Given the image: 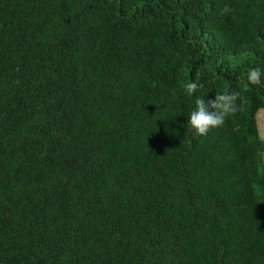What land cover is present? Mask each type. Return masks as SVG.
<instances>
[{
  "label": "trees",
  "instance_id": "trees-1",
  "mask_svg": "<svg viewBox=\"0 0 264 264\" xmlns=\"http://www.w3.org/2000/svg\"><path fill=\"white\" fill-rule=\"evenodd\" d=\"M261 109L264 0H0V264H264Z\"/></svg>",
  "mask_w": 264,
  "mask_h": 264
},
{
  "label": "clouds",
  "instance_id": "clouds-1",
  "mask_svg": "<svg viewBox=\"0 0 264 264\" xmlns=\"http://www.w3.org/2000/svg\"><path fill=\"white\" fill-rule=\"evenodd\" d=\"M258 75L259 70H253L249 78L254 80ZM196 90V83L187 84L186 91L189 95ZM232 111H235L234 97L230 95H219L214 99L197 98L194 110L187 116V125L198 134H207L211 127L221 125L225 116Z\"/></svg>",
  "mask_w": 264,
  "mask_h": 264
},
{
  "label": "rangeland",
  "instance_id": "rangeland-1",
  "mask_svg": "<svg viewBox=\"0 0 264 264\" xmlns=\"http://www.w3.org/2000/svg\"><path fill=\"white\" fill-rule=\"evenodd\" d=\"M258 122H259L260 133L264 138V109H261L258 114Z\"/></svg>",
  "mask_w": 264,
  "mask_h": 264
}]
</instances>
